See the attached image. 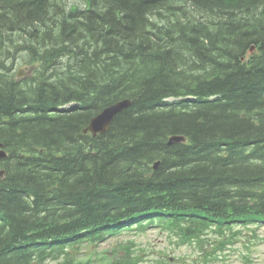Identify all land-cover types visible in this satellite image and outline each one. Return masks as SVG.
Returning a JSON list of instances; mask_svg holds the SVG:
<instances>
[{"label": "trees", "instance_id": "16d2710c", "mask_svg": "<svg viewBox=\"0 0 264 264\" xmlns=\"http://www.w3.org/2000/svg\"><path fill=\"white\" fill-rule=\"evenodd\" d=\"M83 3L0 0V264H89L85 246L141 219L219 238L190 264L223 258L235 225L264 222V0ZM18 58L31 72L8 79ZM124 99L106 134H83ZM115 251L107 264L145 262Z\"/></svg>", "mask_w": 264, "mask_h": 264}, {"label": "rangeland", "instance_id": "374dc122", "mask_svg": "<svg viewBox=\"0 0 264 264\" xmlns=\"http://www.w3.org/2000/svg\"><path fill=\"white\" fill-rule=\"evenodd\" d=\"M56 3L60 9L65 8L63 10L66 11L75 8L74 5L76 4L81 7L85 6L83 0H57ZM2 52L5 53L7 50H0V54ZM23 60V58L7 60L5 66L8 79L13 76L11 74L12 63H16V68L26 67V69H29L32 67L24 63ZM236 230L241 231L242 235L237 238V242L234 245H231L225 251L226 256L224 255L222 259L219 256L218 259L214 256V258H211L212 262L209 264H264V224L251 227V229H245L238 225ZM218 239L214 234H210L206 237L205 244L202 247H198L181 244L177 238L171 237L170 233H166L160 228L148 227L144 232L135 230L121 231L107 236L103 241L95 244L94 247L90 245L85 246L79 254V260L88 262L89 264H107L108 260L115 257L117 252L115 249L119 250L127 245L137 256L142 255V259L145 261L143 264H150L148 261L166 256L172 258L176 256L183 257L190 264L191 261L195 262L197 259H204L206 253H213L215 247L218 245L215 244V241Z\"/></svg>", "mask_w": 264, "mask_h": 264}, {"label": "water", "instance_id": "95a60500", "mask_svg": "<svg viewBox=\"0 0 264 264\" xmlns=\"http://www.w3.org/2000/svg\"><path fill=\"white\" fill-rule=\"evenodd\" d=\"M255 46L249 51V55H253L255 53ZM130 105V102H120L112 104L109 107H106L99 115L92 119L90 125L85 129V132L92 133L94 136L99 134H105L110 130L111 124L114 121L115 117L127 109ZM185 137L174 136L170 140V144L185 142ZM4 145L0 143V158L7 157V153L3 150ZM160 165V162L155 164V168L157 169ZM6 174L5 170L0 169V177H3Z\"/></svg>", "mask_w": 264, "mask_h": 264}, {"label": "bare ground", "instance_id": "6f19581e", "mask_svg": "<svg viewBox=\"0 0 264 264\" xmlns=\"http://www.w3.org/2000/svg\"><path fill=\"white\" fill-rule=\"evenodd\" d=\"M18 36V35H17ZM8 45V44H7ZM15 45V44H14ZM9 46V45H8ZM1 47V46H0ZM7 47V46H6ZM9 47H11V46H9ZM15 47V46H14ZM3 48V47H2ZM16 48V47H15ZM19 48V47H18ZM6 50H8L7 48H6ZM11 50V49H10ZM15 50H17V49H15ZM12 51V50H11ZM7 52H2L1 54H0V56H3V55H5ZM9 53V52H8ZM255 54V53H254ZM246 56V55H245ZM7 57V56H6ZM59 57V56H58ZM1 59H2V57H0ZM60 58V57H59ZM246 58V57H245ZM61 59V58H60ZM59 61V60H58ZM0 62H1V60H0ZM3 62V61H2ZM3 64V63H2ZM55 64H56V62H55ZM16 63L14 64V63H12L11 64V68H12V72H13V74L14 73H17L18 74V72L20 71V70H22V69H24L23 67H18V68H16ZM2 68V67H1ZM6 71H7V69L6 68H4V71H3V68H2V71H1V73L4 75V76H8L7 75V73H6ZM15 75V74H14ZM14 76H12V77H10V78H13ZM19 78H24V77H19ZM29 79H30V77H29ZM28 79V80H29ZM176 99H174V98H171V99H168L167 101H169V102H172V101H175ZM125 101H128V102H130V105L127 107V108H129L131 105H132V100L131 99H124V100H120V101H117V102H115V103H120V102H125ZM114 103V104H115ZM67 106H69L70 108H72V107H75L76 106V104H74V103H70V104H68V105H65L64 107H67ZM109 107V106H108ZM63 108H61V109H59V110H62ZM65 110V109H64ZM101 113V112H100ZM99 113V114H100ZM98 114V115H99ZM97 116V115H96ZM95 116V117H96ZM94 117V118H95ZM93 119V118H92ZM92 119H91V121H92ZM91 121H90V123H91ZM90 123H89V125H90ZM88 125V126H89ZM87 126V127H88ZM86 127V128H87ZM85 128V129H86ZM85 129H84V131H83V134H85V135H88L89 133L88 132H85ZM106 134V133H105ZM93 137H97V136H94V135H92ZM176 136V135H175ZM170 139V138H169ZM169 141V140H168ZM3 144V143H2ZM183 144V143H182ZM4 145V144H3ZM3 149L5 150V145H4V147H3ZM5 152L7 153V157H5V158H0V161H2L3 162V160H6L8 157H9V154H8V152L5 150ZM0 178H2V177H0Z\"/></svg>", "mask_w": 264, "mask_h": 264}, {"label": "flooded vegetation", "instance_id": "af4514ba", "mask_svg": "<svg viewBox=\"0 0 264 264\" xmlns=\"http://www.w3.org/2000/svg\"><path fill=\"white\" fill-rule=\"evenodd\" d=\"M57 0H55V2H56ZM0 46H2V43L0 44ZM19 73H22L21 71H19Z\"/></svg>", "mask_w": 264, "mask_h": 264}]
</instances>
